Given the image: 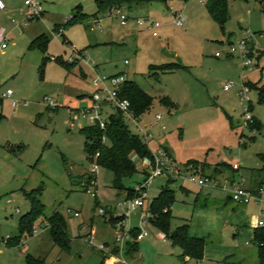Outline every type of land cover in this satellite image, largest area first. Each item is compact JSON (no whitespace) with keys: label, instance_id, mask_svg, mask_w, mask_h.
Wrapping results in <instances>:
<instances>
[{"label":"rangeland","instance_id":"374dc122","mask_svg":"<svg viewBox=\"0 0 264 264\" xmlns=\"http://www.w3.org/2000/svg\"><path fill=\"white\" fill-rule=\"evenodd\" d=\"M208 1L155 0L132 8L117 6L129 17L126 25L121 24L115 11L111 15L110 9L99 11L98 0H43V16L32 19L24 0H10L11 11L10 7L0 8V30L4 26L9 33L10 28L17 27V33L37 32L49 38L45 54L38 48L29 50L20 42L14 45L15 39H8V51L2 54L0 41V97L9 88L14 91L0 104V264H27L28 254L41 256L45 264H258L253 239L230 228L222 235L213 232L206 238L212 261L192 259L184 263L179 248L150 220L142 221V209H132L127 215V189L144 181L151 170L148 164H154L151 161L137 159L139 173L124 180L125 190L114 188L113 172L102 167L95 173L96 195L78 182L79 176L92 171L93 164L87 159L81 122L75 120L72 126L71 116L74 109L90 103L96 66L101 75H125L154 97L151 109L139 123L152 124L154 139L148 141L149 149L154 155L167 148L181 175L170 182L167 175L156 176L146 189L144 209L163 187L174 189L172 230L191 219L195 195L207 197L208 208L219 202L206 196V188L191 181L190 171H197V179L218 174L223 179L240 174L248 178L252 172L257 173V182L264 178L259 170L264 165V104L259 102L258 91L250 89L252 112L262 123L261 131L254 132L243 127L245 103L239 96L246 81L264 83L261 0H230L225 29L209 14ZM80 5L90 19L68 24ZM176 11L185 17L183 26L174 22ZM144 16L161 23L159 36H154L147 24L137 23V18ZM56 26L64 29L63 35ZM242 39H248L254 47L251 68L244 67L239 53H229L231 42ZM71 45L81 52V58L67 70L57 60L69 61ZM45 56L49 59L43 64ZM172 62L186 68L156 74L149 69L151 64ZM230 81L237 85L227 91L224 85ZM165 96L176 103L174 108L160 102ZM11 99L20 104L13 107ZM159 112L163 118L156 123ZM125 122L132 133L139 132L132 119L125 117ZM254 135L256 139L250 141ZM223 162L240 163V174L227 168L215 174L214 168ZM38 188L45 217L58 211L66 220L71 239L68 251L55 245L46 218L39 220L33 235L24 238L20 246L6 244L19 234V219L30 208L26 192ZM75 212L80 215L75 216ZM123 216L125 227L148 232L147 237L137 240L139 252L135 258L126 253L127 244L116 242L117 227L111 219L117 218L118 223ZM201 219L203 222H196L202 227L207 220ZM101 245L102 250L98 248Z\"/></svg>","mask_w":264,"mask_h":264},{"label":"trees","instance_id":"16d2710c","mask_svg":"<svg viewBox=\"0 0 264 264\" xmlns=\"http://www.w3.org/2000/svg\"><path fill=\"white\" fill-rule=\"evenodd\" d=\"M153 1L155 0H98V3L100 9L99 11H104L122 5L132 8L133 5L149 4ZM229 1L230 0H209L207 2L209 14L216 22L221 25L223 29H225V24L230 17ZM260 2L264 10V0H261ZM75 10L76 12L73 13L72 17L67 21L68 24L83 22L90 19L91 16L83 12L81 5L77 6ZM97 15L98 13H95L94 17ZM57 29H59L58 26H56L55 30ZM48 43L49 38L45 34H41L30 43L29 48H38L45 54L48 48ZM48 59L49 58L45 56L43 59V64H46ZM57 61L67 70H71V68L77 64L76 62L74 63L67 60L65 61L62 58H59ZM179 68H184V66L176 62L162 65L151 64L149 66L150 70L156 71L155 74L174 72ZM245 84L249 86L250 89H255L258 91L259 102L264 104V83H252L246 81ZM121 95L130 99L132 103L131 109L138 117L141 115L143 116L147 111H149L154 103V97L141 88L136 81L131 79H127L125 81L121 89ZM1 101L2 99H0V102ZM160 102L170 108L174 106L172 100L167 96L160 98ZM251 109L253 110L252 104ZM227 117L231 125H233L231 117L229 115H227ZM1 119L2 115H0V120ZM250 128L251 130L255 129L257 132L261 131L262 129V123L255 115L254 123ZM80 133L84 135L86 139L85 144L88 161L91 164H98L99 167L112 171L114 175L113 187L118 190L127 189L126 185L124 184V180L139 173L137 165L132 159L133 154L137 155L140 159H147L152 162L154 161V155L149 149L148 143L145 142L139 134L132 133L130 131L128 125L125 122L124 114L120 111L110 115L105 130L101 129L98 125H92L81 128ZM104 136L107 137L106 142H103ZM243 136L244 133L241 134L240 139ZM255 139L256 136L254 135L250 141H254ZM247 144L248 143L245 142V146ZM163 149L169 153L167 148ZM261 159L264 161V154H261ZM192 163L198 164L197 162ZM203 166L206 167L205 165ZM222 168L232 169L233 172L238 171L234 169L233 165L229 162H223L218 164L214 168L213 172H215V174L217 172L220 173ZM259 170L264 172V165ZM147 175H144V179H146ZM216 176L210 175V177ZM170 177L169 182L174 181V178ZM92 181H97V174L92 171H88L78 177V182L87 189L92 185ZM260 184L263 186L262 184H264V178L260 181ZM127 190L128 198H136L140 196V193L136 191L135 188H128ZM40 195V188L26 192V196L30 203V208L19 219V234L13 238H9L6 244L8 246H20L24 238L33 235V230L39 220L46 218L50 234L55 245L59 246L62 250H70L71 239L67 232V223L64 219V216L60 212L55 211L50 217H45V206L40 199ZM174 202V189L169 186L163 187L158 196H156L149 204V209L153 213V216L149 220L154 226L161 230L167 236V238L171 240L173 245L181 248V256L183 259L185 257H189L192 259L201 260L204 255L206 239L204 237H196L191 235L188 223H183L177 226L174 230L171 229V221L173 218L171 207ZM119 218H124V216ZM111 222L115 225L117 218H112ZM139 231L140 229H133L132 240L134 241L131 242L130 240L127 242L126 253L130 256H133L139 250V243L136 239ZM253 242L256 244L258 250V264H264V226H259L255 230ZM106 256L108 255H105L104 258H106ZM26 259L27 264H45V260L41 256L36 257L28 254ZM99 264H104V262Z\"/></svg>","mask_w":264,"mask_h":264},{"label":"built area","instance_id":"2783aa9c","mask_svg":"<svg viewBox=\"0 0 264 264\" xmlns=\"http://www.w3.org/2000/svg\"><path fill=\"white\" fill-rule=\"evenodd\" d=\"M24 4L28 11V17L30 19L34 17H39L43 15L45 11L43 0H24ZM0 7L3 8L4 4L0 1ZM113 11L119 15V19L122 25H126L128 22V15L123 11L120 7H113L108 11V14H113ZM175 19L174 22L178 26H183L185 17L182 13H178L177 11L174 13ZM137 23L139 25L147 24L150 29L153 30L154 36H159V29L162 26L159 21H156L150 17H138ZM64 29L60 28L58 33L61 35L63 34ZM0 41L2 42V48L7 47V34L6 30L3 28L0 30ZM65 42H69V40H65ZM252 49L254 47L250 45L248 39H242L237 42H231L229 45V53L235 54L239 53L243 60H244V67H250L253 63L251 54ZM217 56H220L221 53L217 52ZM248 56V59L245 58ZM81 58V52L74 46L71 45L70 48V56L69 62H78ZM127 80L125 75H101L99 69L94 67V76L92 79V84L94 86V91L90 96V103L86 106L74 109L72 111V118H71V125H75V120H80L81 125L92 126L98 125L101 129L105 130L107 127V123L109 121L110 115L122 112L124 117L132 119L137 125L138 133L145 142L148 143L151 139L154 138L153 133L151 132V124L150 125H142L139 123V119L142 118L141 116H136L134 111L131 109L132 103L129 98L123 97L121 95V89ZM237 84L235 82H227L224 85V89L229 91ZM250 88L246 84H244L241 89L239 90V96L241 100L245 103L242 107V117H243V127L245 129H251V125L254 123V114L253 110L251 109L252 100L249 97ZM14 94L12 89H7L5 92H2L0 99L11 98ZM47 99V98H46ZM11 103L13 107H17L20 104V101L17 99H11ZM156 121H159L163 118L162 113L159 112L156 114ZM165 129V126H163ZM251 131L256 132V130L252 129ZM107 141V137H103V142ZM147 160V159H146ZM149 161V160H148ZM152 162V161H151ZM153 166L148 164V167L151 169L149 174L146 176L143 182H140L137 187L135 188L136 191L140 193L139 197L136 198H128L124 204L127 206V215L132 209L140 208L142 209L141 218L142 221H148L152 216L153 213L151 210H145V200H146V189L151 183V181L158 175H167L171 177H177L181 175V168L180 166L172 159V157L165 151V149L161 148L158 150L157 154H154V161ZM233 168L236 170L241 169V164L234 162ZM98 164H93L92 172H97L99 169ZM190 179L193 182H197L202 187H213V188H222L227 190L230 193L231 199L237 204H248L250 202L261 203L262 202V195L264 194V186H260L257 189L248 188L246 186V178L240 174L237 178L229 179L224 178L220 180L216 177H200V179L196 178L197 171H190ZM196 174V175H195ZM96 185V181H92V185L87 189V191L91 194L96 195L97 188L95 191L93 190L94 186ZM101 214L105 213L104 209H100L99 211ZM70 213L72 211L70 210ZM75 216H79L78 212L74 213ZM125 219L115 224L117 227V237L116 242L125 246L128 241L133 239L132 230L129 227H125ZM258 226H264V220L260 219L258 221ZM45 229V228H44ZM148 236L147 231H142L140 229L136 239L141 240ZM99 249H104V246H99ZM124 252V249H122Z\"/></svg>","mask_w":264,"mask_h":264},{"label":"crops","instance_id":"0c3cea01","mask_svg":"<svg viewBox=\"0 0 264 264\" xmlns=\"http://www.w3.org/2000/svg\"><path fill=\"white\" fill-rule=\"evenodd\" d=\"M0 1L4 4V7L2 9H6L7 7H10V11H11L10 0H0ZM1 27H2L1 29L3 28L6 29L4 26H1ZM17 30H18L17 27L16 28L13 27V28H10L9 33H7L6 31V34L9 35L8 39H15L14 45L20 42L21 44L24 45V47L27 46V49L30 50L29 48L30 43L39 35H37V32L26 33L24 30L22 31V33L21 32L17 33ZM8 48H9L8 45L6 48H2L1 50L2 54H6V52L8 51L7 50ZM184 68H186V66H184ZM179 69H182V68H179ZM3 100L4 99H2L0 104L3 103ZM173 103H174V106L172 108L176 106V103L175 102ZM157 122L158 121H156V123ZM83 127L84 126L81 125L80 129ZM132 159L138 166L137 159H140V158L137 155L133 154ZM229 163L233 164L234 162H229ZM227 170L232 172L231 169L227 168ZM238 172L240 174V170H238ZM256 174L257 173L252 172L250 176L246 178V186L248 188L257 189L258 187L261 186L260 181L257 182V180L255 179L254 175ZM230 177H233V175ZM216 178L223 180V175L218 174ZM262 185L264 186V184ZM203 188H206L208 191V193H206L208 195L206 196H211L214 200L218 199L219 202L213 206L214 208H208L207 197L202 199L203 197L200 193L195 195L194 214L192 215L191 219L185 221V223L189 224L190 234L196 237H204L206 239L207 237L211 238L213 232H215L216 234L220 233L222 235V232L224 230L230 228L232 230H237L236 231L237 234L242 232L243 234H246L247 237L254 239L255 230L259 227L258 221L260 219L264 220V194L262 195L263 200L261 203L250 202L248 204H237L231 199L230 193L227 190H224L222 188H213V187H203ZM218 192L220 193L223 192L224 195L221 194L222 196H218L217 195ZM202 200H204V203H202ZM201 218H204L205 220H207L206 224H204V226L202 227L197 225V222L199 220H200L199 222L202 221ZM246 244H249V241H247ZM209 246L210 245L208 241L206 240L204 255H203V258L199 261L201 262L202 261L204 262L212 261V255L209 250ZM178 248L180 250V256H181L182 250L180 247ZM138 252L135 253L132 257L135 258L134 256L137 255ZM257 257H258V250H257ZM171 258H173V256H171ZM182 260L185 263V262H189L190 260H192V258L185 257L184 259L182 258Z\"/></svg>","mask_w":264,"mask_h":264},{"label":"water","instance_id":"95a60500","mask_svg":"<svg viewBox=\"0 0 264 264\" xmlns=\"http://www.w3.org/2000/svg\"><path fill=\"white\" fill-rule=\"evenodd\" d=\"M68 168L70 169L71 167H70V165H68ZM70 172L72 173V170L70 169Z\"/></svg>","mask_w":264,"mask_h":264}]
</instances>
